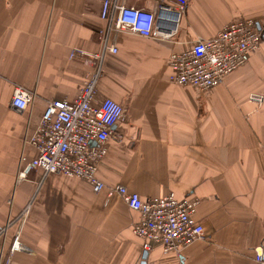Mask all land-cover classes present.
<instances>
[{
  "label": "crops",
  "instance_id": "crops-1",
  "mask_svg": "<svg viewBox=\"0 0 264 264\" xmlns=\"http://www.w3.org/2000/svg\"><path fill=\"white\" fill-rule=\"evenodd\" d=\"M127 4L151 10L155 0ZM240 17L262 20L264 0H190L173 37L124 32L104 60L97 99L121 102L126 114L113 127L118 138L108 142L99 177L143 198H198L205 237L177 255L160 243L148 250L133 237L139 215L121 198L29 166L37 151L27 139L47 103L73 100L93 71L90 59L71 54L102 49L101 2L0 0V224L13 220L0 236V264H141L144 250L146 264H260L264 101L249 96H264V44L209 91L172 82L168 63L172 51ZM16 84L36 94L24 112L10 106ZM18 231L25 249L12 250Z\"/></svg>",
  "mask_w": 264,
  "mask_h": 264
},
{
  "label": "built area",
  "instance_id": "built-area-1",
  "mask_svg": "<svg viewBox=\"0 0 264 264\" xmlns=\"http://www.w3.org/2000/svg\"><path fill=\"white\" fill-rule=\"evenodd\" d=\"M101 2V18L107 27L98 31L102 49L95 53L73 52L93 63L89 79L73 99L50 100L37 128L27 142L37 153L29 166L39 169L42 177L63 174L91 183L96 193L107 198L119 197L139 215L132 230L146 249L162 244L164 251L181 255L182 251L205 237L202 223L196 218L198 198L178 196L170 192L163 196L143 198L122 184L108 185L99 177L101 163L111 138H118L113 127L124 120L125 106L111 97L97 99L98 84L104 72L108 53L118 51L116 40L127 32L152 40L173 37L177 16L190 0H155L151 10L128 5L127 0H97ZM264 44V18H235L211 37H200L188 47L169 55L170 80L209 91L223 84L229 74L245 64L249 56ZM250 100L262 105L264 96L251 93ZM36 99L33 90L16 84L10 106L18 112L31 108ZM24 175V170L20 172ZM30 205L20 219H24ZM12 221L0 224V236ZM23 221L21 222V225ZM21 225L19 229H21ZM21 232L15 235L12 250H23ZM255 259L264 264L262 252Z\"/></svg>",
  "mask_w": 264,
  "mask_h": 264
},
{
  "label": "water",
  "instance_id": "water-1",
  "mask_svg": "<svg viewBox=\"0 0 264 264\" xmlns=\"http://www.w3.org/2000/svg\"><path fill=\"white\" fill-rule=\"evenodd\" d=\"M148 250H144L141 264H146Z\"/></svg>",
  "mask_w": 264,
  "mask_h": 264
},
{
  "label": "rangeland",
  "instance_id": "rangeland-1",
  "mask_svg": "<svg viewBox=\"0 0 264 264\" xmlns=\"http://www.w3.org/2000/svg\"><path fill=\"white\" fill-rule=\"evenodd\" d=\"M19 217V216H18ZM18 217L17 218H15V219H18ZM13 223V220H12V222H11V224ZM132 233H133V230H132ZM133 235H134V233H133ZM134 238H136V239H138L135 235L133 236ZM133 238V239H134Z\"/></svg>",
  "mask_w": 264,
  "mask_h": 264
}]
</instances>
